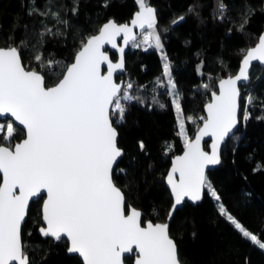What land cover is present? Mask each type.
<instances>
[{
  "label": "trees",
  "instance_id": "obj_1",
  "mask_svg": "<svg viewBox=\"0 0 264 264\" xmlns=\"http://www.w3.org/2000/svg\"><path fill=\"white\" fill-rule=\"evenodd\" d=\"M73 2L0 0V46L21 47L24 64L42 71L47 85L57 82V76L52 73L68 66L82 41L96 32L102 22L109 18L126 21L138 7L136 0H76L79 8L73 15ZM223 2L227 8L224 19H220L218 0H146L157 11L155 29L179 94L188 138L204 118L203 106L217 80L237 70L243 53L256 42L264 28V0ZM49 5L68 21L66 27L57 24L51 16L35 12L29 15L32 8L44 11ZM190 6H195L191 14L187 12ZM181 15L185 16L184 21L174 25L173 19ZM45 26L53 33L59 32L44 36L39 47L46 60L59 62L51 67L33 59L32 45L40 39L38 33ZM22 39L24 45H20ZM133 43L125 52L126 72L117 79L131 82L130 91L139 95L143 103L125 102L124 122H114L117 144L124 152L114 168L113 180L122 189L126 205L143 211L142 221L164 220L172 203L164 176L171 157L185 143L179 134L173 97L164 85L162 55L155 46ZM110 56L115 58L116 54L110 52ZM193 79L197 82L193 83ZM240 89L238 128L222 145L220 164L206 172L207 181L220 200L205 188L202 200L196 204L185 201L169 225L182 264H264V250L244 238L219 211L223 205L246 230L264 242V67L253 64L250 82ZM156 94H159V103H153ZM249 96L252 102L246 103ZM8 119H0V124ZM13 126L22 129L15 123ZM21 138L23 134L18 130L12 141ZM141 141L143 150L139 147ZM41 205L42 199L32 202L22 228L30 260L33 264H83L78 255L67 252L65 238L57 242L50 237L43 238L38 232L43 223ZM125 264H132L130 256Z\"/></svg>",
  "mask_w": 264,
  "mask_h": 264
},
{
  "label": "snow or ice",
  "instance_id": "obj_2",
  "mask_svg": "<svg viewBox=\"0 0 264 264\" xmlns=\"http://www.w3.org/2000/svg\"><path fill=\"white\" fill-rule=\"evenodd\" d=\"M136 3L139 10L131 21L132 27L112 21L105 23L98 35L82 41L73 63L62 67L59 73H52L57 76L52 86L46 84L44 74L26 68L21 47L0 48V118H14L0 124V141H9L7 146H0V264H33L22 242V224L29 201L34 197L43 199L42 219L46 227L39 229L41 235L57 242L65 238L67 252L78 254L83 264H125L129 256L133 264H181L177 246L169 235V225L147 221L142 226L140 211L126 205L124 193L113 181L114 166L123 155L114 122H124L125 102L143 101L130 91L131 82L117 83L115 79V73L124 67V49L119 50L118 63H113L102 49L105 44L116 48V38L121 34L125 45L135 40L134 27L152 30L143 37L144 42L152 46L150 41L154 40L156 48L162 47L155 31V9L146 0ZM78 8L74 0L73 15ZM226 8L223 0H218L220 19H224ZM194 11L195 6L187 9L189 14ZM34 12L51 16L57 24L68 25L51 5L44 11L34 7L29 15ZM184 19L181 15L172 23ZM56 34L59 32L53 33L46 26L38 33L40 39L32 45L36 62L48 67L59 63L46 60L39 51L44 36ZM24 44L22 39L20 45ZM253 60L264 64V37L258 47L247 51L239 73L221 81L220 94L215 96L214 103L208 104L207 119L194 140H189L184 122L180 121V134L187 150L183 156L176 157L167 177L175 197L169 219L185 197L199 201L205 188L220 200L207 181L205 169L221 162L220 145L239 123L237 82L249 79ZM103 64H107L104 75ZM164 75L168 77L173 103L181 111L168 63L164 64ZM156 83H160L159 79ZM158 95L153 103H159ZM251 102L252 97H247L246 103ZM244 119H248L246 108ZM16 122L23 128H14ZM18 130L24 139L16 143L12 137ZM204 136L215 138L211 153L201 147ZM139 147L143 150L142 141ZM219 211L244 238L264 250V242L246 230L223 205Z\"/></svg>",
  "mask_w": 264,
  "mask_h": 264
},
{
  "label": "water",
  "instance_id": "obj_3",
  "mask_svg": "<svg viewBox=\"0 0 264 264\" xmlns=\"http://www.w3.org/2000/svg\"><path fill=\"white\" fill-rule=\"evenodd\" d=\"M150 6L153 7V8L155 9V11H156V8H155V6H154L153 4H150ZM138 10H139V7H137V9L132 13L131 17H130L128 20H126V21L118 22V21H116L114 18H109V19L105 20L104 22L101 23V25L99 26L98 30H97L96 32L90 34L89 36H87V38L90 37V36H92V35H98V34H99V30H100V28H101L105 23H108V22H110V21L115 22L117 25L128 24L130 27H132L131 21L135 18V14L137 13ZM156 20H157V23H158L157 11H156ZM157 23H156V25H157ZM146 29H147V28H145L144 30H146ZM144 30H141V29H139L138 27H134V28H133V34H134V36H135V40L138 39V38L140 37L141 33H142ZM262 37H264V28H263V29L261 30V32L259 33L256 42H255L253 45L249 46V47L245 50V52L243 53V55H242V57H241V59H240V61H239V65H238L237 70H236L233 74H229V75L223 76V77H221V78H219V79L217 80L215 89H212V90L210 91V97L208 98V100L205 102V104H204V106H203V110H204V118L202 119L200 125H199V126L197 127V129L195 130L194 134L189 138L190 141L194 140L195 137H196L197 135H199L200 129L203 127V125H204V123H205V121H206V119H207V116H208V111H207V106H208V104H209V103H214V102H215V96H217V95L220 94V83H221V81H223V80H227V79H229L230 77H235V76L239 73L240 69H241L242 66H243V59H244V57H245L247 51H249V50H251V49H253V48H255V47H258V46H259V41H260V39H261ZM135 40H130V41L128 42V44L125 45L123 34H121L120 36H118V37L116 38V43H117V47H116V48H112V46H111L110 44H105L104 47H103V49H102V51H104V52L108 55L109 59H110L113 63H118V62H119L120 57H121V53H120L119 50H120V48H123V49H124V52H123V54H122V56H123V62H124L123 70H122V71L118 70V71L115 73V79H116L117 83L124 82V79H123V78H118V79H117V76H118L119 74H124V73L126 72V67H125V52L129 49L130 45H131ZM13 46H14V45H13ZM7 47H9V46H0V48H7ZM81 47H82V46H81ZM81 47L77 50L75 56L77 55V53L79 52V50H81ZM110 52H114V53L116 54V57H115V58H112V57L110 56ZM75 56H74V58H75ZM22 61H23V59H22ZM73 62H74V59H73L68 65H70V64L73 63ZM23 63H24V62H23ZM253 64H258V65H260L261 67H264V64H261L260 62L253 60V61L251 62V66H250V68H249V79H248L247 81H238V82H237V87L239 88V90H241V89H240L241 85H246L247 83L250 82V72H251V69H252V65H253ZM24 65H25V64H24ZM25 66H26V65H25ZM26 68H29V67L26 66ZM30 69L35 70V71H39V72H41V74H43V72L40 71V70H37V69H34V68H30ZM106 72H107V64H103V65L101 66V74L104 75V74H106ZM45 80H46V78H45ZM54 84H55V83H54ZM54 84H51V85H48V86H52V85H54ZM240 95H241V91H240ZM239 104H240V97H239ZM239 111H240V108H239V110H238V114H237V115H238V121H239ZM7 118H10V117H7ZM0 119H4V118H0ZM11 119L13 120L14 118H11ZM15 124L18 125V122H16ZM238 124H239V123H238ZM238 124H237L236 128L233 129L232 133L238 128ZM18 126H19V125H18ZM113 126H114V125H113ZM20 127L23 128V126H20ZM114 127H115V126H114ZM116 130H117V128H116ZM117 133H118V131H117ZM232 133H230L229 136H230ZM229 136H228V137H229ZM228 137L225 138L224 142L228 139ZM23 139H24V136H23V138H21L20 140L16 141V143L21 142ZM117 139H118V136H117ZM214 142H215V138H214V137H212V136H204V137L201 139V147H202V149H203L204 151L211 153V151H212V144H213ZM224 142L220 145V149H219V150H220V161H221V149H222V145L224 144ZM205 143H206V146H205ZM0 146H7V144H6V143H2V144H0ZM118 147L121 148L120 146H118ZM121 149H122V148H121ZM122 150H123V149H122ZM186 150H187V149H186V147H185V145H184V147L182 148V150H181L180 152L174 154V155L171 157V159H170V164H169L168 169H167V171H166V173H165V176H164L165 184H166L167 188L169 189L170 194H171V197H172V203H171V205H170V208H169L168 213H167V215H166V218H165L164 220L153 221V220H151V219H146V220L142 221V213H143V211H142L140 208L135 207V206H133V205H131V204L128 205V206H130L131 208H135V209H137L138 211H140V213H141L142 226H143V223H144V222H147V221H151L153 224H156V223H167L168 225H170V222H171V220H172V218H173V216H174L176 210H177L178 208H180V207L183 205V203H184L185 201L190 202V203H192V204H196V203H198V202H200V201L202 200L203 195H204V190H205V189L203 190V192H202V196H201V199H200L199 201H195V202H194V201L188 199L187 197H185L184 200H183V202H182L180 205H177V206H176L175 211L172 212V214H171V218L169 219V211H170V209L172 208V205L174 204L175 197H174V195H173L172 192H171V186L167 183V177H168L169 173L171 172V168H172V166H173V164H174V162H175V160H176V157H178V156H183L184 153L186 152ZM123 152H124V150H123ZM120 158H121V157L118 158L117 163H118V161L120 160ZM219 164H220V163H219ZM219 164H218V165H219ZM218 165H209V166L205 169V176H206V172H207L208 170H211V169L215 168V167L218 166ZM115 167H116V165L114 166V168H115ZM0 175H2V174H0ZM175 179H177V180L179 179V173H176V174H175ZM113 181H114V180H113ZM114 183H115V182H114ZM115 185H116V186L122 191V189H121L116 183H115ZM122 192H123V191H122ZM38 199H40V198H35V197H34L32 200L29 201L28 213H27V215H26V217H25L24 223L26 222V220H27V218H28V214H29V210H30V206H31L32 202H33L34 200H38ZM125 200H126V199H125ZM42 205H43V199H42ZM42 205H41V212H42ZM42 222H43V223L40 225L39 229H40L41 227H46V223H45V221H43V219H42ZM24 223L22 224V228H23ZM39 229H38V232L40 233ZM40 234H41V233H40ZM169 235H170V233H169ZM41 236H42V235H41ZM42 237H43V236H42ZM43 238H45V237H43ZM170 238H172V239L174 240V238H173L171 235H170ZM22 242H23V236H22ZM174 242H175V240H174ZM23 244H24V242H23ZM175 244H176V242H175ZM176 246H177V245H176ZM26 254L29 256V254H28L27 252H26ZM69 254H70V253H69ZM76 255H78V254H76ZM127 255H128V254H126V256H127ZM78 256H79V255H78ZM29 257H30V256H29ZM79 257H80V256H79ZM80 258H81V257H80ZM81 259H82V258H81ZM179 260H180V259H179ZM82 261H83V260H82ZM132 264H133V260H132ZM181 264H182V262H181Z\"/></svg>",
  "mask_w": 264,
  "mask_h": 264
},
{
  "label": "rangeland",
  "instance_id": "obj_4",
  "mask_svg": "<svg viewBox=\"0 0 264 264\" xmlns=\"http://www.w3.org/2000/svg\"><path fill=\"white\" fill-rule=\"evenodd\" d=\"M150 31H152V30H150V29H146V30H144V31L141 33L140 37H139L138 39H136V40L134 41L133 44H140V45L145 46V47L149 46V44H146V43L144 42L143 37H144L145 35H148V33H149ZM155 31H156V34L159 35L157 29H155ZM150 44H151L152 46H154L155 41H154V40H151V41H150ZM156 49H157V50L160 52V54L162 55L163 74H164V64H165V63H168V65H169V62H168V60H167V57H166V54H165V51H164L163 47L156 48ZM165 57H166V60H165ZM169 70H170V67H169ZM170 73H171V71H170ZM164 78H165V79H164L165 83H164L163 81H162V82L164 83V85H166V87L168 88L169 92L171 93V91H170V85H168V77L164 75ZM171 79H172V81L174 82L172 75H171ZM192 82H193V83L197 82V79H193ZM175 91H176V89H175ZM171 95H172V93H171ZM172 97H173V96H172ZM176 112H177V117H178V124H180V121L183 120V117H182V115H181V112H180V111H177V109H176ZM8 120H12V119L9 118ZM6 122H7V121H3V122H1V124H2V123H6ZM183 122H184V121H183ZM13 127H14V126H13ZM184 127H185V124H184ZM185 132H186V134H187L186 127H185ZM179 134H180V128H179ZM180 135H181V134H180ZM181 136H182V135H181ZM187 136H188V134H187ZM182 138H184V137L182 136ZM220 206H221V205H220Z\"/></svg>",
  "mask_w": 264,
  "mask_h": 264
}]
</instances>
